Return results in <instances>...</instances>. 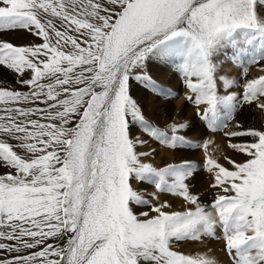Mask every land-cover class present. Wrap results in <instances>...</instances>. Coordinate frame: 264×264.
<instances>
[{
    "label": "rangeland",
    "instance_id": "374dc122",
    "mask_svg": "<svg viewBox=\"0 0 264 264\" xmlns=\"http://www.w3.org/2000/svg\"><path fill=\"white\" fill-rule=\"evenodd\" d=\"M29 1L0 0V71L9 70L14 78L10 91H0V124L33 123L48 132L21 143L32 154L24 161L0 148V176L5 172L14 183L13 192L0 191V264H92L96 256L103 264H125L128 251L122 242L132 230L157 250H135L148 264H206L209 258L224 264L261 262L264 238L250 236V224L258 220L264 226V169L251 199L256 219L238 207L242 182L216 162L221 153L218 139L230 144L250 134V125H258L264 115V0H235L240 20L230 16L224 21L218 15L220 25L204 40L193 38L187 20L210 0ZM83 6L97 12L104 29L98 37H86L83 30L70 32L68 21L80 22ZM216 11L213 6L207 14L214 17ZM39 20L84 48L79 64L91 63L89 73L77 70L73 58L54 62L53 49L34 47L41 58L37 63L25 49L21 52L30 59L18 51V40L4 44V36L14 29L40 37ZM232 76L237 81L228 89L223 83ZM51 90L57 92L43 101L41 95ZM165 101L173 107L172 114ZM64 106L68 110H60ZM229 127L235 129L232 134L225 132ZM74 149L80 152L76 166ZM171 154L173 160L163 166V157ZM93 200L101 213L89 211L90 221L85 222L82 216L94 206ZM36 210L37 219H21ZM145 221L156 227L144 234L138 226L144 227ZM43 226L46 230L32 233V228ZM91 226L94 230L86 238L84 228ZM172 226L186 238L183 242L166 233L176 241V253L159 241L167 239L164 229ZM188 226L199 236H189ZM204 234L209 235L205 241Z\"/></svg>",
    "mask_w": 264,
    "mask_h": 264
},
{
    "label": "bare ground",
    "instance_id": "6f19581e",
    "mask_svg": "<svg viewBox=\"0 0 264 264\" xmlns=\"http://www.w3.org/2000/svg\"><path fill=\"white\" fill-rule=\"evenodd\" d=\"M7 1H10V0H7ZM25 2H28L30 3L29 0H24ZM83 1H86V0H83ZM156 1V0H154ZM203 1V0H201ZM91 3V2H90ZM108 3H113V2H108ZM198 3V2H197ZM205 3V2H204ZM82 4H85L82 2ZM114 4V3H113ZM105 5V4H104ZM29 6V5H28ZM213 6L216 7L217 11L215 13V16L214 17H210V15H208L207 13L209 12L210 9L213 8ZM6 6H4L5 8ZM8 8V7H7ZM169 10V9H168ZM192 10V9H191ZM82 14H83V19L80 21V22H77L75 20H70L68 21V27L70 29V32H79L81 30L85 31L87 36L86 37H89L91 38L92 35H96L98 37L99 34H101L103 32L104 29H101V26H102V23L97 20V12L95 10H92V11H88L85 6H83L80 10H79ZM215 11V10H214ZM2 12V11H1ZM48 14L50 15H53L54 13L51 12L50 10L47 11ZM5 13H8L5 11ZM189 13V12H188ZM210 13V12H209ZM3 14V13H2ZM11 14V13H9ZM80 14V13H78ZM132 14V13H131ZM187 15V14H186ZM218 15H222L224 17V21H227L230 19V16H233L234 19L236 20H240V17H239V13H238V9H237V4L235 2V0H210L209 2H207L205 5L201 6V7H197L196 9H194L193 12H191L190 16H188V20H187V23H188V26L191 28V35L193 36V38H195V36H197L199 39L201 40H204L206 38L209 37L210 33L213 31L212 29L214 27H218L220 25V18L218 20ZM7 16V15H6ZM95 16V17H94ZM130 16V15H129ZM186 16V17H187ZM264 16V15H263ZM4 17V16H3ZM9 19L11 18L8 17ZM255 18V17H254ZM7 19V18H6ZM4 18V20H6ZM20 19V18H19ZM39 19V18H38ZM140 19V18H139ZM257 19V18H256ZM261 19V23L264 24V18H260ZM133 20V19H132ZM131 20V21H132ZM134 20H136V18H134ZM249 20V19H248ZM140 21V20H139ZM258 21V20H257ZM39 22V24L42 26V30H39L42 34L40 37H36V36H33V33L30 35V34H27L25 33V31H21L19 30L17 32L16 30V33L14 31L11 32V34H6L3 38V41L5 42L4 44L6 45V43H12L14 42V40H18L19 42H17L16 45H18V47L20 48V50L18 49V51L21 52V49H25L26 53L28 55H30L33 59H35V61H40V57L37 55V54H34L35 52H33V50H35L34 47H37L38 49L40 50H44L45 49L47 50L48 48L50 49H53L54 51V62H59V59H66L69 58V60L73 58V64L76 62V66L77 67V70L80 69L82 70L83 72L85 71V73H89L90 69V64L91 63H86V64H79L80 62V55H83L84 53H82V51L84 50V48L82 46L79 45V43L77 41H74L71 37H68L65 33H57L55 31H53L52 28H50V26L47 24V23H40V20L37 21V23ZM149 22V21H148ZM152 22V21H151ZM133 23V22H132ZM91 24V25H90ZM256 24V23H255ZM258 24V22H257ZM62 25V24H61ZM124 25V24H123ZM126 25V24H125ZM124 25V26H125ZM140 25V24H139ZM153 25V24H152ZM186 25V24H185ZM120 26V25H118ZM168 26V25H167ZM257 26V25H256ZM32 27V26H31ZM66 27V25H65ZM109 27V26H108ZM141 27V26H140ZM229 27H233L232 25L229 26ZM259 27H260V24H259ZM107 28V27H106ZM119 29V28H118ZM135 29V28H134ZM232 29V28H231ZM126 31V29H123ZM185 30H186V27H185ZM68 31V30H67ZM146 31V30H145ZM154 31V30H153ZM128 32V31H127ZM188 32V30H187ZM152 34V33H151ZM113 35V34H112ZM118 35V34H117ZM3 36V35H2ZM43 36V39H41V37ZM151 36V35H150ZM222 36V35H218L217 37L215 36L214 39L216 42L217 40H219V37ZM119 38H121L120 36H117ZM116 37V38H117ZM152 37V36H151ZM158 37V36H157ZM211 37V36H210ZM224 37V36H223ZM150 38V37H149ZM118 39V38H117ZM126 39V38H125ZM129 39V37H128ZM155 40V39H154ZM118 41V40H117ZM16 42V41H15ZM122 42V41H121ZM219 42V41H218ZM213 43V42H212ZM9 44V45H10ZM124 44V43H123ZM13 45V43H12ZM90 45V44H89ZM120 45V44H119ZM11 46V45H10ZM16 47V48H18ZM2 48V47H1ZM15 48V47H14ZM13 48V49H14ZM15 48V49H16ZM122 49V48H121ZM17 51V49H16ZM19 53V52H18ZM52 53V52H51ZM175 53V52H174ZM25 54V55H27ZM50 54V53H49ZM22 55H24V53H22ZM24 55V56H25ZM27 55V56H28ZM42 56V55H41ZM79 56V57H78ZM26 57V56H25ZM45 57V56H44ZM49 57V56H48ZM27 58V57H26ZM29 58V57H28ZM27 58V59H28ZM47 58V57H45ZM44 58V60H45ZM219 58V57H218ZM24 59V58H23ZM30 59V58H29ZM58 59V61H57ZM53 59H51L50 61H52ZM29 61V60H28ZM34 61V62H35ZM47 61V60H46ZM64 61V60H63ZM35 62V63H36ZM83 62V61H82ZM81 62V63H82ZM232 62V61H230ZM38 63V62H37ZM60 63V62H59ZM62 63V62H61ZM70 63V61H69ZM68 63V64H69ZM134 63V62H133ZM64 64V63H63ZM72 64V65H73ZM58 65V63H57ZM39 66V65H38ZM62 66V65H61ZM140 69V68H139ZM9 70H2L0 71V91H10V89H7L8 87H10V84L12 82V80H14V78L11 80V74L8 72ZM11 71V70H10ZM55 71V70H54ZM76 71V70H75ZM16 72V71H15ZM14 72V74H15ZM107 72V70H106ZM12 73V72H11ZM26 74V73H25ZM40 76V75H39ZM111 76V74H110ZM106 77V75H105ZM107 78H108V75H107ZM10 79V80H9ZM15 79H17L15 77ZM16 81V80H15ZM18 81V80H17ZM166 81V80H165ZM236 81H237V78L235 77H231L230 79H227L223 85L225 84V87L230 89V87H233L235 84H236ZM165 83V82H164ZM13 84V83H12ZM11 84V85H12ZM105 84V83H104ZM163 85V84H162ZM232 85V86H231ZM171 86V85H170ZM169 86V87H170ZM172 87V86H171ZM21 88V87H20ZM7 89V90H5ZM88 89V88H87ZM57 92V90H51L50 93L48 95H44L42 94L41 95V98L43 101H45L46 99H49L52 97V95H54L55 93ZM90 92V91H89ZM141 92V91H140ZM262 93V92H261ZM264 94V93H263ZM104 97V96H103ZM261 97V96H260ZM263 97V96H262ZM264 98V97H263ZM90 99V98H89ZM88 99V100H89ZM263 100V99H262ZM154 101V100H153ZM156 102V101H155ZM153 103V102H151ZM150 103V105H151ZM157 103V102H156ZM159 104V103H158ZM152 106V105H151ZM163 106V105H162ZM69 107V105H68ZM97 107V106H96ZM165 107L167 109V112L169 114H172L173 113V107H171L170 103H168V101H165ZM164 107V108H165ZM258 107V106H257ZM59 108V107H58ZM151 108V107H150ZM155 108H157V106H155ZM57 109V108H56ZM98 109V108H97ZM154 109V107H153ZM163 108L160 109V111L162 110ZM175 109V107H174ZM259 109V107H258ZM60 110L62 111H66L68 110V108H66L65 106L62 108H60ZM258 111V110H257ZM159 112V111H158ZM166 112V113H167ZM258 113V112H257ZM175 114V113H174ZM177 114V113H176ZM56 115V114H55ZM177 115H180L179 113ZM259 115V114H258ZM158 116V115H157ZM254 116V115H253ZM161 117V116H160ZM179 117V116H178ZM182 117V116H181ZM55 118V117H54ZM165 119V118H164ZM167 119V118H166ZM180 119V117L178 118ZM177 119V120H178ZM262 121L259 120V123L258 125H250V128H249V131H250V134L249 133H245V134H242V135H239V137H237L234 141H232L230 144L229 143H223L220 139L217 140L218 142V146L217 148H220V154H219V158H217V162L216 164H219V165H224V166H227V169L229 171L230 174H233L237 177V180L238 182H242V187L240 186L241 188V191L242 193H240V205L238 206L240 209H244L245 211H247V213H249L250 215H252L253 217H255L257 219L258 214L256 213L255 211V208L252 207L251 205V199L252 197L254 196V193L256 190V188L254 187H257L258 183L260 182V180L262 179V174H263V169H264V115L262 116ZM257 120V119H256ZM53 121V120H51ZM62 121V120H61ZM24 122V121H23ZM56 122V121H55ZM53 123V122H52ZM257 123V122H256ZM185 125V124H184ZM25 127H19V126H11L9 125L8 123L4 124V126L2 124H0V148H3L6 147L8 150H9V153L10 155H14V156H17L19 158V160H25V159H28L30 157H32V154L31 152H29L28 150H26L24 148V146L21 144L22 142H26L28 141L29 139L31 138H34L35 136H44L46 135V133L48 132L47 129H44L45 132H43L42 130H40V128L38 126H36L35 124H31V125H23ZM41 127V126H40ZM45 127V126H43ZM49 128V127H48ZM187 128V127H186ZM194 128L192 127L191 130H193ZM38 130H40L41 132H38ZM51 130V129H50ZM190 130V131H191ZM235 131L234 128H228L225 132L227 134H232L233 132ZM249 134V136H248ZM60 138V137H59ZM189 138V137H188ZM230 138V137H229ZM234 138V137H233ZM194 137H190L189 140H193ZM226 139V138H225ZM249 139V145L248 143L246 144V141ZM35 140V139H34ZM231 140V139H230ZM228 141V140H227ZM47 142V141H46ZM111 142V141H110ZM128 142V141H127ZM126 142V143H127ZM131 142V141H130ZM133 142V141H132ZM129 143V142H128ZM127 143V144H128ZM209 143V142H208ZM108 144V142H107ZM34 145V144H32ZM40 145V144H39ZM47 145V144H46ZM49 145V144H48ZM47 145V146H48ZM130 145V144H129ZM37 146V145H36ZM43 146V145H42ZM114 146V145H113ZM144 146V145H143ZM128 147V145H126V148ZM31 148V147H30ZM37 148V147H36ZM131 148V146H130ZM137 148H139V146H137ZM229 148V149H228ZM237 148V151L235 152ZM245 148H249V155L245 154L244 153V149ZM132 149V148H131ZM104 147H102L101 151L102 153H104ZM111 151V149H109ZM209 150V149H208ZM219 150V149H218ZM32 151V150H31ZM42 152V151H41ZM40 152V153H41ZM75 152V153H74ZM79 151H77V149H74L73 150V157L72 159H74L75 161V166L76 164V161H78V158L79 156H77ZM106 152V151H105ZM208 152H211V151H208ZM35 153V152H34ZM80 153V152H79ZM111 153V152H110ZM127 154V152H126ZM213 154V152L211 153ZM9 155V156H10ZM35 155V154H34ZM43 155V154H41ZM190 155V154H189ZM210 155V154H209ZM216 155V153H215ZM127 157V156H126ZM163 157V156H162ZM161 157V158H162ZM186 157V156H185ZM163 166H168L170 160H173V155L171 154L170 156L169 155H165V157H163ZM61 159V158H60ZM127 158H125V160H127ZM100 161H102V158H100ZM129 161V160H128ZM133 162V161H132ZM131 162V163H132ZM44 163V162H42ZM130 163V164H131ZM73 166V165H72ZM75 166L73 169H75ZM124 166V164H123ZM122 166V167H123ZM131 167V166H130ZM172 167V166H171ZM127 168V167H126ZM188 168V167H187ZM124 169V168H123ZM136 169V168H135ZM179 169V168H178ZM81 170V169H80ZM122 170V168H121ZM82 171V170H81ZM130 171V170H129ZM10 172V171H9ZM125 172V171H124ZM127 173V172H126ZM142 173V172H141ZM147 173V172H146ZM194 173V172H193ZM12 174V173H11ZM137 174V173H134V175ZM182 174V173H180ZM130 175V174H129ZM119 176V175H118ZM133 176V174H132ZM136 177V175H135ZM134 177V178H135ZM184 177V176H183ZM182 178V177H181ZM125 179V178H124ZM136 179V178H135ZM147 179H145L146 181ZM177 180V179H176ZM123 181V180H122ZM136 181V180H135ZM144 181V182H145ZM142 182V181H141ZM142 182V183H144ZM147 182V181H146ZM181 182V181H180ZM134 183V182H133ZM148 183V182H147ZM179 183V182H177ZM182 183V182H181ZM135 184V183H134ZM145 184V183H144ZM183 184H186V183H183ZM193 184V183H192ZM126 185V184H125ZM136 185V184H135ZM134 185V186H135ZM143 185V184H142ZM182 185V184H181ZM181 185H178L180 189H183L181 188ZM139 186V185H138ZM141 186V185H140ZM13 187H14V183L9 180L8 178V174H6L5 172L2 173V176H0V191L1 190H9L11 192H13ZM233 187V186H232ZM136 188V187H135ZM134 188V190H135ZM147 188V186H146ZM141 189V188H140ZM133 190V191H134ZM139 191V189H137ZM136 190V191H137ZM145 190V189H144ZM178 190V189H176ZM132 191V190H131ZM132 193H136L135 191ZM88 192V191H87ZM143 193V192H142ZM153 194V192H151ZM131 194V193H130ZM248 194H250V198H248ZM107 195V194H106ZM132 195V194H131ZM140 195V194H139ZM120 196V195H119ZM134 196V195H133ZM96 197V196H94ZM98 197H100V195L98 194ZM97 197V198H98ZM135 197H138L137 195L134 196ZM141 197H145V196H140V199H143ZM191 198V195L189 194V196ZM119 198V197H118ZM130 200L132 198V196L130 197ZM151 198V197H150ZM155 198V197H154ZM238 198V197H237ZM99 199V198H98ZM137 199V198H136ZM108 201V200H107ZM145 201V200H144ZM147 201V200H146ZM26 201L24 200L22 202V204H24ZM93 202L95 203L94 206H92L90 208V210L88 209L86 212H84V216H82V218L84 219L85 222L87 221H90L87 216L89 214V211L90 213L92 214H96V215H100L101 211H100V208L98 209V204L95 200H93ZM91 202V203H93ZM100 202V201H99ZM193 202V201H192ZM7 203V201H6ZM106 203V202H105ZM126 203V202H125ZM149 203V202H148ZM134 204V203H133ZM233 204V203H232ZM237 204V203H236ZM157 205V204H156ZM100 206V205H99ZM139 206V205H138ZM161 206V205H160ZM89 207V206H88ZM87 207V208H88ZM133 207V205H132ZM158 207V206H157ZM131 208V207H130ZM134 208V207H133ZM155 208V207H154ZM106 210V209H105ZM158 210V209H156ZM161 210V209H160ZM38 210H36L34 213V215H31V213H29L30 215H28L27 213H25V216H22L21 219L23 220H28L29 218H33V219H37V212ZM85 211V210H84ZM131 211V209H130ZM169 210H167L168 212ZM158 212V211H156ZM123 213V212H121ZM125 213V212H124ZM123 213V215H124ZM130 214V213H128ZM233 214V213H232ZM31 216V217H29ZM114 216V214L112 215ZM129 216H132V215H129ZM161 214H160V218H161ZM128 217V216H127ZM133 217V216H132ZM157 217H159L157 215ZM163 217V216H162ZM165 217V216H164ZM159 218V219H160ZM153 219V218H152ZM163 220V218H161ZM160 219V220H161ZM198 219V218H197ZM120 220V219H119ZM118 220V221H119ZM135 222L136 219H134ZM133 220V221H134ZM144 221V219H142ZM157 220V219H156ZM161 220V222H162ZM147 221V220H146ZM145 221V225H143L144 227H141L140 225L138 226L139 229H141L140 231H142V229H144V234L146 232H149V229L151 227H156V225H148L149 223L151 222H146ZM163 221H165L166 223H171V224H175L173 223V219H168V218H165ZM140 222V220H139ZM158 222V221H157ZM164 222V223H165ZM120 223V222H119ZM141 223V222H140ZM192 223V222H191ZM152 224V223H151ZM154 224V223H153ZM156 224V223H155ZM134 225V224H133ZM136 225V224H135ZM159 225V224H158ZM192 225V224H190ZM194 225V224H193ZM137 226V225H136ZM180 226V225H179ZM205 226V225H204ZM132 227V225H131ZM137 227V228H138ZM181 227V226H180ZM190 226H188L189 228ZM194 227V226H193ZM203 227V226H202ZM46 226H43V227H37V228H32V233H37V232H42L44 230H46ZM134 228V227H133ZM165 228V226H164ZM185 228V226L183 227ZM198 228V227H197ZM215 228V227H214ZM27 229V228H26ZM69 229V228H68ZM118 229V228H117ZM120 229V228H119ZM118 229V231H119ZM170 228H167V229H164V233H168L170 232V236L173 237V238H177V237H182L180 234L176 233V231L173 232V226L172 228L169 230ZM179 229V227H178ZM195 229H192V228H189V236H190V233L192 232V234H194L193 232H195ZM208 229V228H207ZM216 229V228H215ZM7 230V229H6ZM93 227H89V228H84V235L86 237V235H88V237L86 238H89L90 237V234L93 232ZM135 230V228H134ZM197 230V229H196ZM139 231V230H138ZM139 231V232H140ZM154 231V230H153ZM178 231H181V228L178 230ZM199 231V230H198ZM197 231V232H198ZM133 232V230H132ZM132 232H128L126 233V238L124 239V242H122L125 247H126V250L128 251V255L126 256L128 259H126V263L125 264H140V263H143L145 262L146 260L144 259V257L141 255L142 253H139L137 251H135L137 248H145V247H150L151 249L149 251H145V252H150L152 254H154L155 252H157V250H155L153 248V246L151 245L149 239L147 238L146 240H142L140 238H138L137 236H135L134 233ZM152 232V230H151ZM157 232V231H156ZM201 232V231H200ZM216 232V231H215ZM48 233V232H47ZM154 233V232H153ZM96 234V233H94ZM141 234V233H140ZM191 234V235H192ZM219 234V233H218ZM246 234V232H245ZM205 235V234H204ZM253 235H256L257 237L263 239L264 238V226H261V224L259 223V221L257 220L256 222L253 221V223L250 224V236H253ZM167 234L165 235V239L167 238L166 237ZM193 237H198L199 235L197 234H194L192 235ZM47 237V236H46ZM153 237V236H152ZM169 237V235H168ZM204 241L206 239H208L209 235H205V236H202ZM17 238V237H16ZM96 239V238H95ZM186 238H181V241L185 242ZM201 239L200 237L198 238V240ZM22 240V239H20ZM171 242H170V241ZM12 241V240H11ZM79 241V239L77 240ZM159 241L161 243H164L163 246L165 247H173V243L176 242L174 240H171V238H167L166 240H160ZM80 243L81 244H85L84 240L83 242H81L80 240ZM208 243H209V240H208ZM81 244L78 243V246L79 249H81ZM17 245V244H16ZM211 243H209L207 247H210ZM119 246V245H118ZM180 247V245H178ZM22 247V245L20 246ZM170 248L172 251H174L175 253L179 251V248L178 247H173V248ZM6 248V247H5ZM4 248V249H5ZM182 248V247H181ZM180 248V249H181ZM212 248V247H211ZM20 249V248H19ZM115 249V248H114ZM119 249V248H118ZM184 249V248H183ZM160 250V249H159ZM163 250V248L161 249ZM188 250V249H187ZM116 251V250H115ZM125 251V250H124ZM192 251V250H190ZM264 251V243H262V245L260 246V252H263ZM10 252V251H9ZM18 253V251H16ZM117 252V251H116ZM144 252V253H145ZM186 252V251H185ZM188 252V251H187ZM85 253V252H84ZM84 253L82 254V256L84 255ZM139 253V255L137 254ZM189 253V252H188ZM11 254V253H10ZM99 254V253H98ZM179 254V253H178ZM205 254V252H204ZM115 255V254H113ZM170 255H173V254H170ZM181 256V254H179ZM188 254H184V256L187 257ZM110 256V255H109ZM184 256H182L181 258H183ZM195 256V255H194ZM262 257H264V252L263 254H261ZM84 257V256H83ZM111 257V256H110ZM125 257V258H126ZM193 257V256H192ZM258 257H260V255L258 254ZM82 258V257H81ZM114 258V257H113ZM112 258V259H113ZM189 258V257H188ZM209 258V257H208ZM77 259V258H76ZM118 259V258H117ZM182 260H185V259H182ZM188 260V259H187ZM222 259H217V258H214L213 260H209L207 259V261H205L206 264H213L214 261H217L216 264H224L223 261H221ZM75 261V260H74ZM149 261V260H148ZM186 261V260H185ZM192 261V260H190ZM254 261H257V259H254ZM260 261V259H259ZM263 261L264 259L259 262L258 264H263ZM87 262V261H86ZM196 262V261H195ZM203 262V261H202ZM80 263V262H79ZM102 263V259L101 257H97L96 258H93L92 260V264H100ZM147 263V262H145ZM152 263V262H151ZM71 264V263H69ZM103 264V263H102ZM148 264V263H147ZM186 264V263H184Z\"/></svg>",
    "mask_w": 264,
    "mask_h": 264
}]
</instances>
